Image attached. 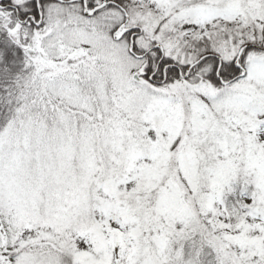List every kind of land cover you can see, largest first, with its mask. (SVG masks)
Instances as JSON below:
<instances>
[{"label":"snow or ice","instance_id":"1","mask_svg":"<svg viewBox=\"0 0 264 264\" xmlns=\"http://www.w3.org/2000/svg\"><path fill=\"white\" fill-rule=\"evenodd\" d=\"M0 264H264V0H0Z\"/></svg>","mask_w":264,"mask_h":264}]
</instances>
